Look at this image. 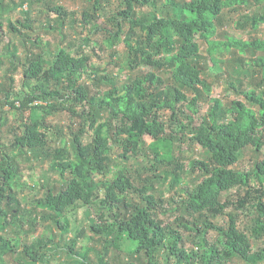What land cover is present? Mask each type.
Instances as JSON below:
<instances>
[{"label": "trees", "instance_id": "obj_1", "mask_svg": "<svg viewBox=\"0 0 264 264\" xmlns=\"http://www.w3.org/2000/svg\"><path fill=\"white\" fill-rule=\"evenodd\" d=\"M3 1L0 0V33ZM85 2L88 6L80 21L88 27L87 35L58 46L54 52L29 36L28 32H35L29 10L21 11L22 21H15L20 28L8 23V30L20 39L25 56L20 63L13 44L7 46L6 50L14 47L10 55L14 63L2 77L5 84L0 83V106L22 113L29 111L30 116L11 130L12 142L8 146L0 145L4 152L1 157L5 158L0 164L3 226L13 224L10 217L22 210L15 188L23 190L27 183L21 182L18 163L23 160L31 164L30 153L38 163L49 162L48 171L59 178L58 188L42 185L44 191L37 205L52 213L39 216L41 220L52 222L62 235L74 233L65 242L67 261L63 264H110L109 259L112 264H135L138 260L144 264H233L235 260L264 264V39H213L225 10L254 7L250 17H239L236 28L263 27L264 0H167L162 5L156 0H120L111 12L110 29L97 24L99 18L110 14L103 6L106 1ZM26 3L31 6L33 1L20 0L16 6ZM144 7L150 11L140 12ZM48 8L57 15L60 26L47 30H55L65 39L64 22L71 17V28L76 13L60 6ZM245 18L248 19L244 21ZM102 32L108 35L106 42L110 45L123 38L127 67L135 75L121 87L98 69L90 70L85 50L94 51L93 36ZM199 41L207 46V57L201 54ZM228 54L233 57H217ZM208 58L215 67L221 63L230 66L235 78L230 76L227 89L244 100L224 105L212 95L213 85L205 78ZM18 69L19 90L14 87L13 77ZM82 74H88L95 87L105 85L110 89L90 95L89 87L78 82ZM243 77L249 79L246 85ZM50 101L83 121L82 128L70 139L74 162L67 159L65 149L51 152L52 130L36 115ZM201 103H205L204 114L200 113ZM78 106L82 110L77 114ZM165 112L170 113L168 119H162ZM86 133L91 135L90 142L83 143ZM177 134L188 137L203 151L205 159L193 160L186 167L178 164L163 176L153 173L165 184L169 180L170 188L180 183L181 174L187 170H198L202 176L197 184L183 190V197L167 201L165 210L162 201L153 195L150 179L133 176L134 172L122 169L111 181H95V175L105 177L109 166L117 162L110 156L112 144L122 150L118 157L126 159L129 153L138 154L145 146L144 137H149L157 143L150 149L158 163L164 161L160 145L167 148L171 141L184 140L182 136L172 139ZM247 149L259 158L249 171L235 170L233 167ZM8 150L14 155L6 153ZM132 195L138 200L134 201ZM244 211L251 218L242 231L238 215ZM166 213L174 216L171 223L164 224L160 219ZM37 217L29 220L32 228ZM218 217H227L228 223L214 224ZM85 228L90 238L101 245V250L95 252L96 262L76 250ZM46 230L31 244L13 246L0 236V254H14L18 264H47L59 255L60 245L54 244L50 228ZM186 236L195 239L197 247L186 248ZM249 236L259 243L257 249H253ZM111 249L123 253L125 262L110 258Z\"/></svg>", "mask_w": 264, "mask_h": 264}, {"label": "rangeland", "instance_id": "obj_2", "mask_svg": "<svg viewBox=\"0 0 264 264\" xmlns=\"http://www.w3.org/2000/svg\"><path fill=\"white\" fill-rule=\"evenodd\" d=\"M20 0H4L3 1V10L1 11L2 17V30L0 33V83H4V75L7 70L11 69V65L14 63V60L10 56L14 52L15 47V56L19 58V62L21 63L24 60L25 53L23 51L22 46L20 45L19 38L13 36L8 30V23L12 22L15 24L16 20H23V15H21V11L29 10L30 17L29 20L32 23V29L35 31L34 33H29V36L32 39H35L39 42L42 48L46 50H51L54 52L58 46H66L67 43H71L74 39H78L80 37H84L88 33V27H83L81 24V14L83 10L88 6L85 0H32L33 4L30 6L29 4H24L22 7L16 6L19 4ZM103 2V6L110 13L108 16H104L97 20V24L100 27H106V29H110L111 26L109 24V19H111V12L116 10V7L119 5L120 0H105ZM167 0H156L158 5H162ZM178 2L182 0H176ZM189 1V0H185ZM60 6L64 8L68 12H75L76 15L72 18L75 22L72 24V27L69 28L70 18L68 17L65 20L64 25V35L65 39H62L60 34L55 31H48L47 29L51 26L53 28L59 27L60 22L58 21L57 15L54 12L49 11L48 7H57ZM149 7H144L140 9V12H149ZM254 12V7H242L240 11L236 10H225L223 12V16L221 17V21L218 25L217 35L213 38L217 41H225L226 37L234 38L242 41H251L253 39H264V26L259 29H252L251 27L246 26L244 29H237L236 24L239 22L240 16L250 17ZM248 19L245 18L244 21ZM16 25V24H15ZM16 27L20 28V26L16 25ZM23 33H26L25 30H22ZM106 38L108 35L104 32L97 33L93 36L95 42V48L93 52L85 50L86 55L90 58V65L92 69H98L101 74H107L108 77L112 80V83L118 87H121L123 84L127 83L131 79L134 78L135 73L130 72L127 67V55H126V47L123 43V38H119L114 45H110L106 42ZM13 44L14 47H10L9 50H6L9 44ZM200 44V52L203 56L207 57L206 48L207 46L199 41ZM37 51V49L35 50ZM218 58L225 60L226 57L232 58L231 54L224 56L217 55ZM247 57V56H246ZM18 65V62H15ZM221 68V70H220ZM89 70V72H90ZM205 78L208 83L213 85L212 95L222 101L224 105H228L231 101L239 99L244 100L240 95H236L232 90H228L226 83L230 81V76L235 78L232 75V70L230 66L225 63H221L218 67L213 66L208 60H205ZM221 71V72H220ZM88 72V73H89ZM104 72V73H103ZM88 74H82L79 76V83H84L89 87L90 95H96L102 93L103 91L109 90V86L101 85L95 87L92 84V79L87 77ZM14 87L18 90L21 86V70L18 69L14 73ZM244 79L245 85L249 82L248 78ZM246 86H243L242 89H245ZM3 90H6L5 88ZM3 98L0 95V101L2 102ZM67 105V104H66ZM70 106V104H68ZM17 106V104H16ZM200 113L204 114L205 112V103H201ZM198 106V107H199ZM18 107V106H17ZM54 108L55 110H52ZM82 110V107L78 106L75 108V112L78 114ZM36 115L43 118L46 126L51 128V134L49 135V145L51 147V152L56 149L57 151L60 149H65L67 153V159L71 162H74L73 151L70 148V139L76 134L81 128L83 121L77 115H74L70 111L61 110L58 104L54 101H50L49 103L43 104L42 109H39L36 112ZM30 112L26 111L22 113L16 110H10L8 106H0V145L8 146L10 142H12V134L11 130L16 128L19 124L26 122L29 119ZM170 116L169 112H165L162 116V119H168ZM168 134L170 130H167ZM90 134L86 133L82 137L83 143L90 142ZM182 134H177L172 139L180 138ZM169 138V137H166ZM186 138L182 136L183 141L174 140L171 141L170 147L159 146L161 153V160L163 162H154L153 153L151 152L150 147L152 145L157 144L149 137H144L145 146L142 148L140 152L136 155L128 154L126 159L118 157L122 150L119 147H116L115 144H112L111 150V158L116 159V163H112L105 177L101 175H95V181H111L116 177V174L119 173L122 169H126L132 173L133 176H141L142 179H150V183L154 188L153 195L155 198H159L162 201L163 210L166 208V202L174 198L178 200V197H183V190L186 187H192L197 184L201 179V174L198 170H195L194 173H189L187 170L186 173L181 174L180 183L178 185H173L171 188L169 187V180L166 184L163 181H160L158 178L154 177V172L157 176H163V173L167 171H172L174 168H177L178 164H182L184 167L189 166V163L193 160H202L205 159V155L203 151L198 148L196 145L191 144ZM166 148V149H165ZM170 149V151H168ZM4 150H7L6 148ZM12 150H8L6 153H10L14 155V153L10 152ZM4 152L0 149V164L5 160V158L1 157ZM33 161L31 164H28L26 161H19V174L21 175L22 183H27L23 190L20 187L15 188V191L19 192V200L20 206L22 210H20L16 217H10L12 223L9 226H3V220L0 219V236L4 240H8L11 245L16 244H31L39 238L47 233L46 228L49 227L51 233L54 236V244H59L60 247L58 250L59 255H57L54 259H51L47 264H63L67 261L66 253L67 249L65 246V242L67 243L70 237L72 236L62 235V232L52 224V222H45L41 220L39 216L45 215L46 217L52 214L50 211L42 210L40 206L37 205V200L41 199L43 194L42 185L55 186L59 187V178L53 173L49 172V162L38 163L37 160H34L31 157V154L28 155ZM258 159L259 156H255L253 151L250 149L245 150L239 161L233 167L235 170L239 171H249L252 169L254 162ZM173 161V162H172ZM133 196V195H132ZM131 196V197H132ZM130 197V198H131ZM229 199H232V195L228 196ZM133 200H138L137 196H133ZM160 204V203H159ZM38 215L36 222H33L34 227H31L29 220L32 217ZM239 222L238 227L240 230L245 231V225L250 223L251 216L246 212L239 213ZM174 216L171 213H166L160 216V219L164 224L171 223ZM214 224L219 226H225L227 222V217H218L213 221ZM72 228V227H71ZM250 237V236H249ZM251 238V237H250ZM186 248H194L197 247V241L193 239L191 236H186L183 239ZM253 249H257L259 243L254 241L252 238L250 239ZM76 250L80 252V254L87 253L88 257L92 262H96L95 252L101 250V245L93 241L90 238V234L85 228V236L78 241L76 245ZM21 251V247L17 250V252ZM21 254V253H19ZM117 255V257H116ZM110 258H116L118 260L122 259L124 262V254L119 253L117 250L111 249ZM18 257L9 252L0 254V263L1 264H18ZM110 264L112 261L109 259ZM135 264H144L142 260H138L134 262ZM233 264H244L238 260H235Z\"/></svg>", "mask_w": 264, "mask_h": 264}]
</instances>
